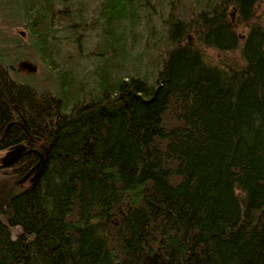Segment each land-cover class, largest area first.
<instances>
[{
    "label": "trees",
    "instance_id": "trees-1",
    "mask_svg": "<svg viewBox=\"0 0 264 264\" xmlns=\"http://www.w3.org/2000/svg\"><path fill=\"white\" fill-rule=\"evenodd\" d=\"M80 4L0 0V35L22 29L0 38V153L26 146L0 178V264H264V0H206L170 22L154 79L108 64L80 100L55 67L56 94L13 78L15 53L46 62L84 28ZM98 4L106 57L122 62L114 25L145 4ZM189 34L239 57L212 66Z\"/></svg>",
    "mask_w": 264,
    "mask_h": 264
},
{
    "label": "rangeland",
    "instance_id": "rangeland-1",
    "mask_svg": "<svg viewBox=\"0 0 264 264\" xmlns=\"http://www.w3.org/2000/svg\"><path fill=\"white\" fill-rule=\"evenodd\" d=\"M78 1L81 3L79 9L85 10L83 15L87 22L84 28L79 26L76 32H69L67 35L66 32L61 33L63 38L59 39L58 53L55 54L52 49L47 52L48 61L51 62L49 68L47 65L50 63L47 60L43 61L40 55L35 52L31 51L28 58L22 53L24 59L17 57L15 53L16 62L21 60L12 71L13 78L30 84L39 93L56 94L59 86L58 80H56L58 72L54 69L55 67L62 72H60L61 83L63 74L66 78L64 81L66 99L79 98L80 100L83 95L97 91V80L100 78L98 75L108 69V64H122V67L118 69L121 76H125V73L130 72V69L136 66L140 67L142 73H145L150 79H154L164 58L167 26L178 19L185 22L190 21L196 15L198 6L204 5L206 0H142L145 6L138 10L137 19L134 21L125 19L114 25L113 34L117 35V38L118 36L122 37V42L126 43L129 53L122 62L108 60V56L106 57L108 54L106 51L108 48L107 36L110 35L109 32L107 34L103 31L99 0H75V2ZM231 13L234 12L229 10V16ZM229 24L236 30L240 40H243L241 37H244L246 28L238 22L235 14L233 17H229ZM1 29L2 36L0 35V38L2 37V41L9 38V34L15 36L22 32V29L9 30L8 26H3ZM188 36L190 38L187 39L188 43L196 44V40L190 34ZM113 38L114 36L109 37L112 43L115 41ZM196 45L201 48L205 60L212 66H220L223 63H229V61L231 63L239 57L238 52L227 55L213 49L203 48L201 44ZM21 61L24 62L21 63ZM6 155V152L0 153V163ZM9 169L1 168L0 178L3 173L9 172ZM27 186H29V182L20 185V187ZM16 234L17 232L14 231L13 237H16Z\"/></svg>",
    "mask_w": 264,
    "mask_h": 264
},
{
    "label": "water",
    "instance_id": "water-1",
    "mask_svg": "<svg viewBox=\"0 0 264 264\" xmlns=\"http://www.w3.org/2000/svg\"><path fill=\"white\" fill-rule=\"evenodd\" d=\"M234 13H231L230 16L233 17ZM188 39L189 36H188ZM243 39V37H241ZM26 151V147L24 145H19L15 147L13 151H11L9 154L6 155V157L1 161L0 163V169L1 168H9L11 167ZM46 164V158H43L42 155H40V160L38 165L32 170L34 173V178H38L39 175L42 173L44 166ZM29 174L24 176L21 180H19L17 183H23L28 178ZM33 181V180H31Z\"/></svg>",
    "mask_w": 264,
    "mask_h": 264
},
{
    "label": "bare ground",
    "instance_id": "bare-ground-1",
    "mask_svg": "<svg viewBox=\"0 0 264 264\" xmlns=\"http://www.w3.org/2000/svg\"><path fill=\"white\" fill-rule=\"evenodd\" d=\"M13 151V150H12ZM11 152V151H10ZM47 160V159H46ZM48 161V160H47ZM47 166V165H46ZM45 169V168H44ZM43 172V171H42ZM34 178V177H33Z\"/></svg>",
    "mask_w": 264,
    "mask_h": 264
},
{
    "label": "flooded vegetation",
    "instance_id": "flooded-vegetation-1",
    "mask_svg": "<svg viewBox=\"0 0 264 264\" xmlns=\"http://www.w3.org/2000/svg\"><path fill=\"white\" fill-rule=\"evenodd\" d=\"M25 146V145H24ZM26 147V146H25ZM9 154V153H8ZM39 160H40V155H39Z\"/></svg>",
    "mask_w": 264,
    "mask_h": 264
}]
</instances>
